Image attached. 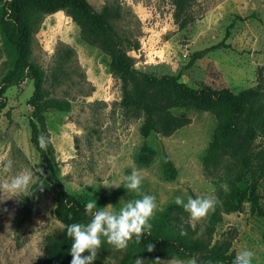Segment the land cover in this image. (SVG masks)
<instances>
[{
    "label": "rangeland",
    "instance_id": "374dc122",
    "mask_svg": "<svg viewBox=\"0 0 264 264\" xmlns=\"http://www.w3.org/2000/svg\"><path fill=\"white\" fill-rule=\"evenodd\" d=\"M87 1L95 10L108 8L115 28L138 43L127 51L136 69L178 75L194 88L206 84L232 92L251 89L257 92L256 104L264 108V0H195L186 9L181 28L172 17L169 0ZM220 41L223 45L204 51ZM57 46L72 50L64 61H57ZM194 52L202 54L189 63ZM14 59V47L0 29V77ZM108 59L100 48L81 39L78 27L62 10L44 15L33 33L30 60L42 68L44 88L49 95L70 102L67 111L50 109L44 114L55 170L66 190L83 204L96 200L97 209L110 204L117 212L143 194L154 195L158 208L151 225L163 210H169L174 231L175 226L184 229L187 225L190 237L205 247L220 246L235 256L250 250L252 264H264L263 218L250 210L246 199L239 209H230L238 190L245 186L233 177L236 164L225 155L218 165L203 163L214 116L206 110L172 109L188 122L168 136L151 132L142 137V116H127L119 106L120 82L109 73ZM31 90L30 79L6 88V104L0 110V159L13 161L8 174L0 165V181L19 172L32 173L36 181L30 186L31 195L9 197L10 193L0 192V264H41L44 236L57 235L62 227L53 214L55 193L42 182L38 155L29 141L27 98ZM143 143L155 150V157L139 168L134 157ZM254 144L264 146V136L256 137ZM164 154L174 165L173 179L163 174ZM133 169L144 177L140 194L124 187V177ZM257 185L258 203L264 211V177ZM177 196L185 202L188 196L211 197L217 201L215 211L193 222L175 203ZM128 251L129 247L119 250L103 243L92 264H118ZM137 258L152 264L136 254L131 260ZM192 259L196 264H210L197 253L183 258L163 256L159 264H189Z\"/></svg>",
    "mask_w": 264,
    "mask_h": 264
},
{
    "label": "trees",
    "instance_id": "16d2710c",
    "mask_svg": "<svg viewBox=\"0 0 264 264\" xmlns=\"http://www.w3.org/2000/svg\"><path fill=\"white\" fill-rule=\"evenodd\" d=\"M169 1L174 8L172 17L181 28L184 26V13L195 0ZM58 10L70 17L78 27L83 41L100 48L108 56L107 69L120 82L119 106L127 116H142L139 128L142 137H147L151 132L168 136L188 122L184 115L175 114L172 109L206 110L214 116L215 126L203 156V163L218 165L221 156L230 158L236 164L234 179L245 183L238 190L236 202L230 209H239L242 200L246 199L250 202V210L255 211L264 221V211L258 203L260 196L257 192L258 181L264 177V146L254 144L256 137L264 136V108L256 104V91L243 89L232 92L227 87L212 88L206 84L194 88L182 82L178 75H153L136 69L127 51L137 48L138 43L115 28L108 8L95 10L87 0H0V29L15 50L12 67L0 77V110L6 104L4 90L30 79L32 90L27 98L30 108L29 141L38 155L42 182L55 193L53 214L62 225L57 235L44 236L41 264H70L72 240L66 234L67 226L73 223L87 225L92 218L85 213L86 204L68 192L58 177L54 149L45 125V112L50 109L67 111L70 102L49 95L44 88L45 75L42 68L30 60L33 33L44 15ZM226 36L225 31L224 37ZM221 45L222 41L205 48L204 51ZM60 48L57 46L55 49L57 61H64L72 50L68 47ZM201 54L202 52H194L189 63ZM41 133L48 141L46 150L40 148L37 140ZM154 157L155 150L143 143L134 157V163L143 168ZM163 158V174L165 178L173 179L174 165L165 154ZM170 217L171 212L163 210L158 221L153 222L150 234L146 232L139 242L133 236L127 246L130 251L118 264H135L131 260L133 254L142 256L152 264H159L163 256L183 258L195 253L205 257L210 264H232L236 257L232 252L226 253L216 245L205 247L190 237V228L187 225L183 229L186 234L181 235V228L175 226L174 231L169 224ZM101 240L102 244L107 243L105 237H101ZM147 244H153L154 250L149 252Z\"/></svg>",
    "mask_w": 264,
    "mask_h": 264
},
{
    "label": "clouds",
    "instance_id": "9594fccd",
    "mask_svg": "<svg viewBox=\"0 0 264 264\" xmlns=\"http://www.w3.org/2000/svg\"><path fill=\"white\" fill-rule=\"evenodd\" d=\"M37 140L40 148L46 150L48 141L45 135L41 133ZM0 165H3L2 171L5 174L13 171L11 159H0ZM143 179L140 171L133 169L130 175L124 177V187L140 194ZM35 182L32 173L19 172L12 175L10 179L0 181V192L10 193L9 197L20 194L23 196L31 195L33 191H30V186ZM103 185L105 187L109 185L120 186V184ZM175 203L189 213L193 222H198L206 218L210 212L215 211L217 201L211 197L197 196L193 198L188 196L185 202L183 197L177 196ZM109 205L97 209L96 200L89 201L85 206V213L92 217L91 221L87 225L73 223L67 226L66 234L72 240L70 264H92L97 257L98 249L102 246L101 237H105L107 243L116 249L124 250L133 236H135L136 242H139L146 232L151 233L152 225L149 221L158 208L154 195L143 194L140 199L128 201L120 208L119 212ZM185 234L184 230L181 229V235ZM154 247L153 244L146 245L149 252L153 251ZM86 251L89 254L82 255ZM253 256L254 253L250 250H242L234 258L232 264H252ZM135 264H144V261L137 258ZM189 264H196L195 259L190 260Z\"/></svg>",
    "mask_w": 264,
    "mask_h": 264
}]
</instances>
